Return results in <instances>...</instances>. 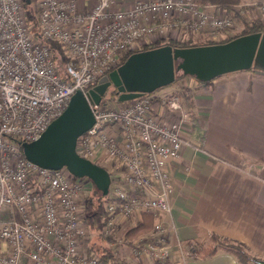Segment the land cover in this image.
I'll return each instance as SVG.
<instances>
[{"label":"built area","instance_id":"obj_1","mask_svg":"<svg viewBox=\"0 0 264 264\" xmlns=\"http://www.w3.org/2000/svg\"><path fill=\"white\" fill-rule=\"evenodd\" d=\"M31 2L37 35L26 22V0H0V264H101L85 250L97 234L112 236L118 250L126 247L121 256L130 264L165 263L170 243L158 216L170 211L168 166L184 142L180 90L92 106L94 123L77 137L75 150L109 166L107 216L99 231L92 232L82 208L89 180L26 159L21 143L37 139L76 90L85 93L111 71L121 51L166 38L218 41L237 32L238 19L195 0ZM45 41L63 46L65 63L53 58ZM158 104L176 116L173 125L159 117ZM143 212L154 216L153 231L133 239L119 234Z\"/></svg>","mask_w":264,"mask_h":264},{"label":"crops","instance_id":"obj_2","mask_svg":"<svg viewBox=\"0 0 264 264\" xmlns=\"http://www.w3.org/2000/svg\"><path fill=\"white\" fill-rule=\"evenodd\" d=\"M263 3L240 0L256 16H262L255 7ZM188 76L153 91L164 95L180 90L186 111L180 127L184 142L168 166L170 211L158 216L170 243L168 260L138 264H239L222 250L206 258L188 252L212 232L264 257V71L224 73L209 85ZM184 86L190 88L191 100ZM156 111L170 125L176 122L159 104Z\"/></svg>","mask_w":264,"mask_h":264},{"label":"water","instance_id":"obj_3","mask_svg":"<svg viewBox=\"0 0 264 264\" xmlns=\"http://www.w3.org/2000/svg\"><path fill=\"white\" fill-rule=\"evenodd\" d=\"M251 68L264 71V31L238 35L225 42L173 48L162 44L135 51L85 93L76 90L71 94L65 109L37 139L21 143L23 155L51 170L65 167L74 176L90 179L106 194L110 181L107 169L81 157L75 145L77 137L94 123L92 106L100 103L108 86L113 85L117 100L124 101L170 85L177 72L209 81L224 73ZM257 264H264V259Z\"/></svg>","mask_w":264,"mask_h":264},{"label":"trees","instance_id":"obj_4","mask_svg":"<svg viewBox=\"0 0 264 264\" xmlns=\"http://www.w3.org/2000/svg\"><path fill=\"white\" fill-rule=\"evenodd\" d=\"M195 2H197L198 4L204 7L210 5L232 13V15L236 17L238 21L241 23L240 29L233 36H227L224 37V39L218 41H193L190 39L184 40V39L166 38V39H160V41L155 40L150 43L147 42V44H144L140 50L160 46L162 44H169L173 48V47H187V46H194L200 44L225 42L238 35H242V34L248 35V33L264 31L263 17L252 14V17L250 19H241L240 11L242 8L238 7V5L240 4V0H195ZM24 9H25L26 22L29 28L31 29V31L33 32V34H36L38 28L36 21L37 11L36 9H34V4L32 2L26 3ZM45 42L47 46H49L53 58L57 60L60 64L65 63V61L67 60L66 58L67 54L65 53L63 46L57 42H52V41H45ZM132 52L133 51H121L120 54H118L119 59L115 67L119 66L123 61H125V59ZM115 67H113V69ZM184 76L187 75L183 74L182 72H177L174 82H176L177 80L181 79ZM192 78L196 79L195 77ZM196 81L200 84H205V85H209L212 82V80L200 81L198 79H196ZM182 90L186 92V97L189 100H191L192 95L190 88L188 87L186 88V86H184ZM115 91H116L115 89H112L111 94L112 97L115 98L116 101H118L117 94L115 93L116 94L115 95L113 93ZM96 164L103 166L105 169L109 168V166H106L105 163H102L100 161H96ZM88 180L91 182L90 179ZM91 183H92L91 190L84 194L82 208L84 212L85 221H87L92 232H96L102 228L105 222L107 211H106V207L104 206L106 201L108 200V196L107 194H103V192L93 182ZM153 217L154 216L151 213L143 212L142 217H140L141 219L139 221L126 227L123 230L125 238L133 239L138 235L153 231L154 220H155ZM112 241H114V238L112 236H108L104 238L97 234L91 237L90 241L85 245L86 246L85 250L87 252L96 253L98 255L97 257L99 258L101 264H130L126 261L125 257L121 256L118 247L116 245L110 244ZM219 250L232 254L239 262V264H257L258 260L264 259V257L254 255L250 251H248L249 249L246 247L244 243L232 239L230 240V238L228 237L213 232L210 233L208 239H206L205 242L191 247L192 254H194L199 258L210 257Z\"/></svg>","mask_w":264,"mask_h":264},{"label":"rangeland","instance_id":"obj_5","mask_svg":"<svg viewBox=\"0 0 264 264\" xmlns=\"http://www.w3.org/2000/svg\"><path fill=\"white\" fill-rule=\"evenodd\" d=\"M238 7H240V8H242L241 9V11H242V13H247V14H249L250 15V13H251V9L249 10H246V8H245V6L244 5H241V4H239L238 5ZM256 10V9H255ZM260 12L262 13V16L261 17H263L264 18V9L263 10H260ZM242 13L240 12V17H241V19H246V18H244L243 17V15H242ZM239 24V27H235V29H234V31L236 30V31H238L239 30V28H240V22H238ZM177 74V73H176ZM223 75V74H222ZM220 76V75H219ZM188 77H190V76H188ZM190 79H191V77H190ZM193 79V78H192ZM163 88V87H162ZM162 88H160V89H162ZM111 92H112V90H111V87H108L107 89H106V91H105V93H104V95H103V97H102V99H101V101L103 102V103H105L106 105H112V104H122V103H125V101L126 100H124V101H116L115 100V98H113L112 97V94H111ZM106 164V166H108V164L107 163H105ZM88 183V185H89V187H88V189H87V192L88 191H90L91 190V187H92V183L89 181V182H87ZM128 226H130V223H124L121 227H120V229L118 230V232H119V234L121 233V231L122 230H124L126 227H128ZM128 252V250H127V248L126 247H121L120 249H119V253L120 254H125V253H127ZM123 257H125L124 255H123Z\"/></svg>","mask_w":264,"mask_h":264},{"label":"flooded vegetation","instance_id":"obj_6","mask_svg":"<svg viewBox=\"0 0 264 264\" xmlns=\"http://www.w3.org/2000/svg\"><path fill=\"white\" fill-rule=\"evenodd\" d=\"M108 87H111V90L112 89H115L114 87H113V85H110V86H108ZM116 92V91H115ZM115 92H113L114 94H115ZM116 95V94H115Z\"/></svg>","mask_w":264,"mask_h":264}]
</instances>
